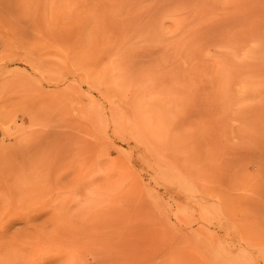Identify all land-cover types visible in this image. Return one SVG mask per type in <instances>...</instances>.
Returning a JSON list of instances; mask_svg holds the SVG:
<instances>
[{
	"label": "rangeland",
	"instance_id": "374dc122",
	"mask_svg": "<svg viewBox=\"0 0 264 264\" xmlns=\"http://www.w3.org/2000/svg\"><path fill=\"white\" fill-rule=\"evenodd\" d=\"M0 264H264V0H0Z\"/></svg>",
	"mask_w": 264,
	"mask_h": 264
}]
</instances>
